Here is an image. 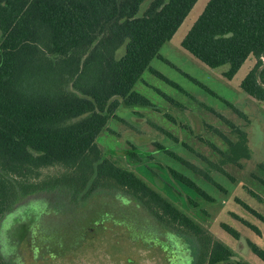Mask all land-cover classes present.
I'll return each instance as SVG.
<instances>
[{
	"label": "trees",
	"instance_id": "obj_1",
	"mask_svg": "<svg viewBox=\"0 0 264 264\" xmlns=\"http://www.w3.org/2000/svg\"><path fill=\"white\" fill-rule=\"evenodd\" d=\"M144 1L0 0V221L30 193L46 191L59 198L64 194L75 206L103 189L145 208L166 231L194 238L192 264H251L236 259L230 246L214 238L135 170L104 154L97 142L121 104H150L133 86L198 0H151L140 14ZM181 44L210 67L226 65L223 75L228 79L254 56L255 64L241 87L264 104V0H209ZM123 45L126 50L119 56ZM228 124L235 139L209 126L227 147L207 141L220 154L216 162L201 154L207 168L161 143L156 145L226 191L211 170L234 180L225 165H242L243 159L252 157L248 132L232 121ZM139 152L133 147L127 155L141 160ZM53 165L66 171L41 182L31 181L41 175L43 167ZM165 167L184 186L207 201L215 200L190 175ZM258 168L264 173V161ZM248 192L264 201L256 191ZM187 200L186 204L200 206L189 195ZM235 200L264 222L263 213L239 197ZM56 204L52 206L61 210ZM233 214L261 234L256 224ZM221 227L240 237L230 223L222 222ZM248 244L264 260V248L251 239ZM0 264H11L1 252Z\"/></svg>",
	"mask_w": 264,
	"mask_h": 264
},
{
	"label": "rangeland",
	"instance_id": "obj_2",
	"mask_svg": "<svg viewBox=\"0 0 264 264\" xmlns=\"http://www.w3.org/2000/svg\"><path fill=\"white\" fill-rule=\"evenodd\" d=\"M150 1L141 4L140 14ZM208 1L195 3L173 37L162 45L159 55L153 57L150 67L134 84L133 90L145 95L150 104H121L98 135L97 142L104 154L135 170L214 238L230 246L236 259L264 264L248 244L251 239L264 248V222L235 200L239 197L264 214V201L248 192L252 189L264 200L261 180L264 173L258 168V163L264 161V104L241 87L256 59L249 57L234 77L228 79L223 75L226 65L210 67L181 44ZM125 50L123 45L118 55ZM228 120L248 132L252 157L243 159L242 165H225L234 180L211 170L226 191L156 145L161 143L207 168L209 165L201 154L215 162L220 158L207 141L221 149L227 147L222 136L209 126L235 139ZM133 147L140 151L141 160L127 155ZM168 165L193 177L215 200L207 201L174 179L165 167ZM65 171L60 165L43 167L41 175L31 181L41 182ZM100 191L85 203L76 202L75 206L64 194L59 198L57 193L42 191L24 196L13 212L6 213L0 221V252L11 264H192L194 238L180 231H166L145 208L128 197ZM188 195L200 206L186 204ZM52 204L61 205L62 209H55ZM233 213L256 224L261 234ZM222 222L236 227L240 237L226 232Z\"/></svg>",
	"mask_w": 264,
	"mask_h": 264
}]
</instances>
